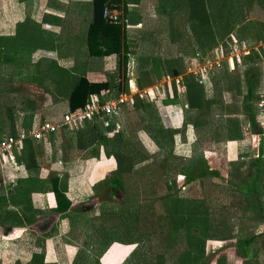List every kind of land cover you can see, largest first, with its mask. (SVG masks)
Returning a JSON list of instances; mask_svg holds the SVG:
<instances>
[{
  "label": "rangeland",
  "instance_id": "rangeland-1",
  "mask_svg": "<svg viewBox=\"0 0 264 264\" xmlns=\"http://www.w3.org/2000/svg\"><path fill=\"white\" fill-rule=\"evenodd\" d=\"M78 2H81V24L86 26L84 29L66 25L54 38L53 34L41 30L39 25L34 26L29 22L17 25L13 38H4V53L8 54L10 61L0 64V141L10 136L11 128L17 133L16 129L22 127L20 117L26 114L25 112L33 115L31 121H58L69 109L67 97L71 87L81 76L79 74L87 69L94 68L99 71L88 80L110 83L109 88L96 95L113 96L118 92H126L133 99L138 98V108L123 103L109 118H99L92 122L98 131L105 135L103 141L94 140L87 126L82 127L79 133L76 131L80 128L69 126L60 128L54 136H50L52 139L33 144L37 163L45 166L46 183L51 186V180L57 176L58 187L64 189V198L74 203L75 211L83 213L71 214V230L66 232L73 236L72 240L76 242V237L79 238V246L76 244L79 250L75 254L77 260L73 264H200L203 260L207 264H218L221 258H226L225 264H230L237 256L239 248L238 244H231L235 239L245 238L246 235H256L254 242L247 245L248 250L245 246L249 256L255 250L257 254L260 253L264 244V227L254 221L252 224L248 223L250 226H245L243 216V221H236L233 237L227 241L216 239L220 234L217 231L219 229L209 228V238L204 246L205 253L190 261V254L196 256L199 252L196 251L199 244L196 240L189 244L186 235L190 230H198L195 225L179 222L178 231L167 233L165 225L169 224V214L164 202L165 199H177L179 218L187 212H193L196 218L213 211V200L228 197V192L216 194L212 191L205 196L206 189L211 186L210 180L209 183L208 180L201 182L198 179L186 182L185 176L196 168L202 159L211 168L210 177L213 176V170L216 171L214 182L219 180L222 183L224 179V185L227 186L230 182L241 184L256 179L257 186V178L261 173L252 170L250 164L237 155L242 153L240 146L236 147L234 154L228 153L233 156V162H223L221 165L215 155L214 146L216 141L223 140L219 123H227L224 115H220L222 120H219L217 115L220 114L221 106L230 104L238 108L242 104L248 86L247 78L251 74L256 76L253 110L259 112L262 105L264 0H228L229 7L247 14L245 21L237 18L232 22L230 33H233V38H227L226 33L219 34L214 23L213 41L206 39L198 43L190 27V35H187L186 40H182L185 45L177 43L179 37L176 35L173 40L177 42L169 40L172 34L168 33V14L176 9L175 0H139L137 4L128 5L123 25L130 53L124 76L119 65L120 57H113L111 66L106 70L103 68L105 56L88 54L86 31L92 16L91 0ZM186 3L187 14L190 1L187 0ZM216 6L213 3V7ZM208 11L210 13L211 9ZM177 14H180V11ZM186 14L183 13L180 18L171 21L178 22L182 15L186 17ZM224 14L225 18L230 16V13ZM237 16L239 15L235 17ZM188 23L190 26L191 22ZM242 43L248 46L245 49L250 50L249 53L233 56L232 48L242 47ZM47 52H54L55 58L48 57ZM166 57L171 58L170 67L165 66ZM58 59H61L65 66L59 64ZM249 60L252 62L249 63ZM153 63H156L159 75H156ZM172 68L178 69L180 74H170L171 70H175ZM188 74H192L198 82L202 101L198 107L188 106L189 100L181 81V78ZM125 76L128 90L122 91ZM28 103L33 104L34 108H27ZM22 107L26 109L22 110ZM181 114L186 125L182 123L179 128L170 126L171 121L164 117L167 115L174 119L181 117ZM232 116L238 118L239 127L247 128L251 132L248 117L244 112ZM258 116L262 117L260 112ZM222 129L225 127L222 126ZM120 131L131 142L132 150L137 154L127 170L118 169V157L114 155L120 151V146L116 144ZM248 138L252 142L253 158H261L263 167V134L251 133L250 137L241 139ZM241 148L243 149V146ZM16 151L17 149L14 153ZM23 152H18V157H24ZM6 158L3 167L7 165L8 169L12 167L15 171L25 170L24 164L19 165L13 154ZM238 170L242 173H237ZM72 172H75L74 175ZM36 179H18L10 195L11 199L17 200L19 196H27L33 191L31 188L38 185ZM114 179L120 181V184H113ZM202 199L206 204H210L206 206ZM260 200H264V194ZM185 206L190 209H184ZM242 213L244 215V212ZM47 222V225L39 224L40 228L44 227V236L50 226V222ZM194 222L196 223L197 219H194ZM32 228L36 230L37 226L33 225ZM161 229L166 233L165 238ZM154 242L163 244L162 248ZM0 244V259L3 262L1 264H14L19 260L23 264L32 257L30 253H16L9 239L1 240ZM188 248L192 253L189 254ZM258 257L261 258L259 255ZM246 258L247 256L237 259V263L245 264L248 260ZM255 260L252 262L255 263Z\"/></svg>",
  "mask_w": 264,
  "mask_h": 264
},
{
  "label": "crops",
  "instance_id": "crops-1",
  "mask_svg": "<svg viewBox=\"0 0 264 264\" xmlns=\"http://www.w3.org/2000/svg\"><path fill=\"white\" fill-rule=\"evenodd\" d=\"M78 1L79 0H0V64L6 63L7 61L2 60V58L8 56V54L4 53L6 51L4 38L7 37L13 38V35L15 33L14 31L17 25H21L26 22L32 23L34 26L39 25L41 30H44L45 33L53 34L54 38L55 35L62 32V28H65L66 25H69L70 28L82 27L84 29V27L86 26H84V23L81 24L83 20V15L80 8L81 5H79L81 4V2ZM138 2L139 0H132V2L129 3L128 5L131 4L134 5L137 4ZM175 2H176V9L172 11L170 14H168L170 18L168 22V28H169L168 33L172 34V36L169 37V40L171 42H177L173 39H175V35L178 33L179 35L176 36L179 37L178 38L179 42L177 43H181L185 45V43L182 40H186L188 38L187 35H190L189 34L190 26L188 21L185 20V16L183 17V15L180 21L178 22L174 21L175 23L172 21L178 17L180 18L181 14L183 13L186 14L185 9L188 8L186 3L187 0H175ZM178 11H180V14H177ZM163 14L166 15L167 12ZM153 15H155V13H153ZM225 36L229 39L233 38V33H230L229 31L228 33H226ZM53 53L54 52H47L48 57L55 58L56 54L54 55ZM113 57H119V56L114 54L105 56V60H103L104 69L107 70L111 66ZM169 59L171 58L166 57L167 62H170ZM58 62L59 64L65 66V64L61 61V59H58ZM68 62L70 63V61ZM71 65H72V61H71ZM153 66H155L156 75L157 74L159 75L160 72H158L159 69L156 66V63L155 64L153 63ZM95 72L99 73V71L92 68V69H87L84 73H81L79 75L86 74L87 76L85 75L83 76H85L87 79H90L95 76ZM91 81L93 80L91 79ZM164 117H166L167 121H171L170 126L175 128H179L183 123L182 114L181 117L174 119L167 115H164ZM52 138L53 137H51V139ZM212 141H216V140H212ZM208 142H210V139L208 140ZM237 146L238 148L240 146L239 148L240 151L242 150V153H237V155L241 157V159L246 160V163L250 164L249 165L251 166L250 168H252V170L253 169L255 170L256 158L255 159L253 158L252 142L249 138L225 139V140L223 139L222 141H218V142L216 141L214 150H215V155L218 158L219 164L221 165L223 164V162H226V164L233 162V156L228 155V153L231 152L232 154H234V152L237 150L236 148ZM241 146H243V149L241 148ZM261 150L264 151V148H262ZM229 156L231 157V159H229ZM5 161H7V158L0 154V173H4L1 174L2 176L0 175V201H2L0 205V228H1L0 243L1 240L3 239L5 240L9 239L10 244L14 249V251L20 255L21 253H23L24 255L30 253L32 256V254L35 252L40 253L44 257L45 264L75 263L74 261L77 260V258H75V254L79 250V248L76 247V244L78 243L79 238L76 237L77 240L76 242L72 240L73 236H69V234H66V232L71 228L70 225L71 214L73 213L83 214V213L75 211L73 209L74 203L71 201H69L70 204L67 207L62 209L58 208L56 195L54 191H51L50 189L46 190L45 184H43L39 188L33 187V191H31L24 198L19 196L17 200L16 199L12 200L10 195L14 190V185L16 184L18 179L37 178L36 179L37 181H41V182L43 181V183L45 182L44 179L45 166L40 162L37 163L36 161V165L31 169L25 168L24 171H19V170L15 171L14 169H11L12 167L8 169V167H6L7 165L3 167V165L6 164L4 163ZM18 164L22 165L19 162ZM232 165L233 164H231V166ZM208 168L209 170H211L210 166ZM213 172H214L213 176L210 177L212 192L213 193L215 192L216 194H218V192H223V194L228 192V197L225 199L221 197L213 200L212 208L214 212L212 211L210 214H206V215L204 214L205 216L200 215L197 217V222H199L197 224L199 225L206 224L208 226V229L203 232L205 242L206 239L209 238L207 237L209 235L208 233L210 232L209 228L219 229L217 231L218 233L220 232V234L218 237H216V239H218L219 241H227L228 239L232 238L233 237L232 233L234 232V225L236 224V221L242 220L243 216L245 219L244 221L245 226L249 225L248 223L250 222L252 224L254 221L255 223L257 222L261 223L264 227V200H260V197L264 194L263 175L261 174V176L260 175L258 176L256 183L257 186L255 188V191H252L251 189H249L247 185L249 182H245L241 184H237V183L232 184V182H230V185L227 184V186H225L224 184L226 181L221 177L219 178L222 179V183H220L219 180L218 181L216 180V182H214L213 177H215L217 173L214 170ZM74 173L75 172H72V175H74ZM237 173H242V171L238 170ZM258 185H260V187H258ZM203 201L204 199H202V202ZM203 203L206 204L205 202ZM209 204L210 203L206 204V206ZM47 212H51L52 214H49ZM242 212H244V215ZM47 221L50 222V226L49 228L47 227L48 229L45 232L46 234L44 236L43 233L45 231L44 227L40 228L39 224L41 223L47 225L48 224ZM33 225L37 226L38 229L37 228L36 230L33 229L32 228ZM201 227L202 226H200L199 229L200 231L203 230V228ZM1 230L4 231V233H2ZM207 231L209 232L207 233ZM221 231L223 233H221ZM246 233L249 232L246 231ZM246 238H251L250 243H253L254 240L256 239V235L253 236L246 235L245 238H237L234 240V242L231 245L235 246L238 244L237 240H242ZM247 245L245 246L247 247ZM204 246H203V253H205ZM245 246L243 247L239 246L238 252L236 254L237 256L233 258V261L230 264H238L237 259H241V257L244 256L245 257L247 256L246 259H248L245 264H259V262H261V264H264L263 263L264 244L260 250V253L258 252L257 254L255 250L252 251L250 256L245 250L246 249ZM248 249L249 247H247V250ZM258 255L261 256V258L258 257ZM30 258L27 261H25L23 264H26L30 260ZM257 258H259L260 261L257 260ZM252 260H255L256 262L253 263ZM203 261L205 262V260ZM223 261L225 262L222 263ZM0 262L3 263L1 259ZM205 263L207 264V262ZM225 263H226V258H221V260L218 261V264H225Z\"/></svg>",
  "mask_w": 264,
  "mask_h": 264
},
{
  "label": "trees",
  "instance_id": "trees-1",
  "mask_svg": "<svg viewBox=\"0 0 264 264\" xmlns=\"http://www.w3.org/2000/svg\"><path fill=\"white\" fill-rule=\"evenodd\" d=\"M190 1V6L189 10L186 14L185 20L191 22V30L193 32V35L195 39H197L198 43H201V41H204L206 39L212 40L214 39L213 37V26L215 23V26L218 28L219 34H224L228 33L230 31V26L232 22L236 21L237 18L238 20L245 21L244 19L247 17L244 13L238 12L234 10L233 8L228 6V0H189ZM132 0H91V8H92V16L91 20L87 26V31H86V46H87V51L90 56H96V57H101V56H109V55H118L120 57L119 60V65L122 68V73L123 76L125 75V71L127 68V64L129 61V53H130V46L126 42L125 38V29L123 25V20H124V14L127 12V7L128 4L131 3ZM213 3L217 5L215 8L213 7ZM226 5H225V4ZM104 7H110V8H117L121 10L123 16L122 22H117V23H111L108 20H106L103 17V9ZM208 9H211V12L209 13ZM233 9V10H232ZM219 11L220 13H217ZM224 13H230V16L228 18H225ZM238 13V14H237ZM236 15H239L235 17ZM212 17V18H211ZM223 17V18H222ZM232 19V20H231ZM214 21V22H213ZM248 25H250V22H248ZM176 35H179L178 33ZM215 35V34H214ZM225 35V34H224ZM215 42V41H214ZM213 42V43H214ZM212 43V44H213ZM211 46V45H209ZM4 61H10L6 56L5 58H2ZM249 63L252 61L249 60ZM170 62H167L165 64L166 67H170ZM175 70H171L170 74H173L174 76L180 74L179 70L176 68H172ZM255 78L256 76L251 74L247 78V84L248 86L246 87V91L243 95V102L242 104L237 108L233 105H222L220 108V114L219 115V120H222V117L220 115H224V119L226 120L227 123L221 121L220 130L222 131V139H238V138H247L250 137L251 133H262L263 134V139H264V62H263V67H262V88H263V98H262V105L259 108V112L261 113L262 117L259 118L258 114L259 112L253 110V105H252V99L254 98L255 95ZM183 85L185 86V90L187 93V98H188V106L190 107H198L201 104V98H200V92L198 88V82L195 80L194 76L192 74L185 75L182 79ZM119 85V84H118ZM110 83L107 81H99V82H93L88 80L85 76L81 75L77 79V81L74 83V85L71 87L67 101H68V107L70 110H75L79 107H82L88 100L89 97L92 94H100V92L104 89L109 88ZM119 87V86H118ZM119 89V88H118ZM122 91H127L128 90V83L126 81V76H125V83L122 84L121 87ZM120 90V91H121ZM194 99H197L195 101ZM138 98L134 99L133 106L135 105L136 108H138ZM140 101V100H139ZM173 103V102H170ZM22 110H25L26 107H22ZM27 108L33 109L34 105L28 103ZM227 108V109H225ZM239 109V111H238ZM9 111L10 108H8ZM232 110V112L230 111ZM242 111L244 112L249 121V126L251 129V132L247 128H242L239 127V122L238 118H233L234 114H238ZM23 116L20 117L21 124L24 127H29L31 126L33 115L25 112ZM184 125H186V121H183ZM215 124V123H214ZM87 126L88 130L92 133V136L94 140H100L103 141L105 139V135L102 134L101 132L98 131L97 127L95 124L92 123V121H87L85 122L82 126L78 127L80 130H77L76 132L79 133L82 129V127ZM225 127V129H222ZM227 126V127H226ZM12 133L10 135H15V131L13 128H11ZM17 131V129H16ZM98 132V134H97ZM97 134V135H96ZM124 133L120 131L117 134V137L119 138V141L116 143L120 146V151L115 152V156L118 157V162H117V167L119 170H127V167L131 164V161L137 156L135 154V151L132 150V146L130 145L131 142L123 136ZM198 136L200 137V133L198 132ZM34 143H36L34 140L31 138H25L22 142V145L17 147V151L15 152V159L21 164H24V166L27 169H31L36 165V152L34 148ZM38 143V142H37ZM81 145V143H78V145ZM24 151V157H18V152ZM127 157V158H126ZM130 160V161H129ZM256 167L255 171L258 173H261L264 177V166L261 167L262 160L261 158H256L255 160ZM210 173L211 171L208 168L207 162L202 159L200 160V163L196 168L191 170V172L185 176L186 182H190L192 180L198 179L201 182L207 181L209 183L210 180ZM33 180V179H32ZM52 185L50 186L47 184L45 181H38V185L35 186L36 188L41 187L43 184H45V187L48 186L46 189H50L51 191H54L56 195V201H57V206L58 208L62 209L67 207L70 202L67 198H64V189L58 187V178L57 176L53 177ZM255 182L256 179L252 180L249 182L247 185L249 189L252 191H255ZM119 183L117 179H114L113 184ZM206 183V182H205ZM211 184V182H210ZM212 186H208V189L205 191V196L211 194L212 191ZM33 190V187L31 188ZM168 200V202H167ZM2 201H0L1 205ZM178 200H170V199H165L164 206L166 207L168 211V225H165L166 227V232L167 233H172L179 230L177 228V225L179 222H182V224L187 225H195L196 230L198 232H195L194 230L188 231L186 235V239H188V242H192L193 240L198 241L199 248L196 249V251H199L196 256L191 255L190 253L191 250L188 248V252L190 254V261L194 259H198L199 255L203 253V246L205 243L204 240V235L203 232L208 229V226L206 224H196L199 222H194L195 216L192 214L193 212H187L184 214L181 218H179V213L180 210L177 206ZM189 207V205H188ZM184 209H190L185 206ZM187 211V210H186ZM191 211V210H188ZM154 214V213H153ZM182 220V221H181ZM193 222H192V221ZM200 226L203 228V230H199ZM159 229V227H158ZM161 233H163V236L165 238L166 233L161 229ZM162 238V237H161ZM251 241V238H246L242 240H237V243L239 246L243 247L247 244H249ZM156 242H154L155 244ZM159 245V248H162L163 244L161 243H156ZM86 254V253H85ZM1 264V262H0ZM14 264H21L19 261H15ZM26 264H45L43 255L40 253H33L32 257ZM200 264H206L204 261H202Z\"/></svg>",
  "mask_w": 264,
  "mask_h": 264
},
{
  "label": "built area",
  "instance_id": "built-area-1",
  "mask_svg": "<svg viewBox=\"0 0 264 264\" xmlns=\"http://www.w3.org/2000/svg\"><path fill=\"white\" fill-rule=\"evenodd\" d=\"M103 17L111 23L122 22V12L117 8L104 7ZM241 46L232 48L231 54L233 56H244L250 50L245 49L248 47L245 43ZM243 48V49H242ZM242 49V50H241ZM243 52L244 54H236ZM182 81V80H181ZM179 83V79H177ZM185 87V86H184ZM126 92H118L113 96L101 94L100 96L92 94L89 100L82 106L75 110L68 109L62 114L58 121H49L48 119L32 121L29 127H20L16 135H10L0 141V154L10 157L14 150L19 147L25 138H31L35 142L50 139L62 127H80L87 121L94 122L99 118H109L113 113H116L121 104L128 103L133 105L134 99H130ZM129 99V101H128Z\"/></svg>",
  "mask_w": 264,
  "mask_h": 264
}]
</instances>
